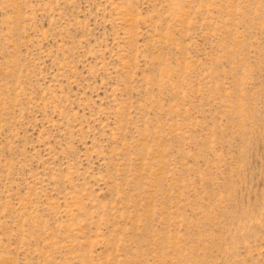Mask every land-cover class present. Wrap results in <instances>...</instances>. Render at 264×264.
Listing matches in <instances>:
<instances>
[{
    "label": "rangeland",
    "instance_id": "rangeland-1",
    "mask_svg": "<svg viewBox=\"0 0 264 264\" xmlns=\"http://www.w3.org/2000/svg\"><path fill=\"white\" fill-rule=\"evenodd\" d=\"M0 264H264V0H0Z\"/></svg>",
    "mask_w": 264,
    "mask_h": 264
}]
</instances>
